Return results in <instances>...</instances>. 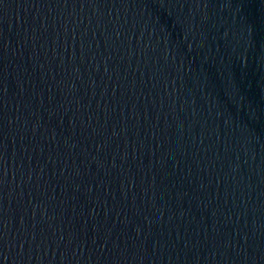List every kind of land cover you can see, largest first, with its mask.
Returning <instances> with one entry per match:
<instances>
[{"label": "water", "instance_id": "obj_1", "mask_svg": "<svg viewBox=\"0 0 264 264\" xmlns=\"http://www.w3.org/2000/svg\"><path fill=\"white\" fill-rule=\"evenodd\" d=\"M0 264H264V0H0Z\"/></svg>", "mask_w": 264, "mask_h": 264}]
</instances>
